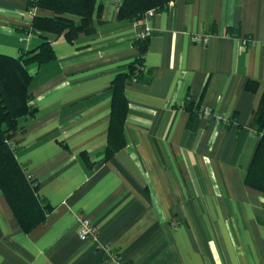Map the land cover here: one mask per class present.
<instances>
[{"label":"crops","instance_id":"0c3cea01","mask_svg":"<svg viewBox=\"0 0 264 264\" xmlns=\"http://www.w3.org/2000/svg\"><path fill=\"white\" fill-rule=\"evenodd\" d=\"M29 1L0 0V54L50 41L53 58L28 68L35 111L10 139L49 211L25 231L0 188V264H264V194L244 182L264 92V0H173L155 11L146 76L123 87L125 143L109 154L112 81L139 54L145 25L99 0L93 32L69 41L33 31ZM78 216L97 227L95 240L78 237Z\"/></svg>","mask_w":264,"mask_h":264},{"label":"trees","instance_id":"16d2710c","mask_svg":"<svg viewBox=\"0 0 264 264\" xmlns=\"http://www.w3.org/2000/svg\"><path fill=\"white\" fill-rule=\"evenodd\" d=\"M173 0H121L118 19L135 21L148 9L160 10ZM99 0H30L29 9L48 10L50 14L32 16L31 28L35 32L48 31L73 41L80 32L90 34L94 30V15L100 6ZM139 54L130 62L125 72L112 81L111 108L106 151L112 153L125 143L123 123L127 112L124 96L126 81L141 80L146 76L143 55L146 38L136 39ZM53 58L50 41L44 40L35 48L25 51L18 58L0 54V188L3 190L21 227L28 231L45 219L49 208L37 196V183L30 180L19 165L14 146L10 140L20 128V119L32 115L35 107L31 104V75L29 65L41 64ZM143 67V68H141ZM255 82L246 84L253 89ZM186 106L200 115L197 103L185 102ZM252 127L258 141L251 161L244 175L247 186L264 194V92L255 110Z\"/></svg>","mask_w":264,"mask_h":264},{"label":"built area","instance_id":"2783aa9c","mask_svg":"<svg viewBox=\"0 0 264 264\" xmlns=\"http://www.w3.org/2000/svg\"><path fill=\"white\" fill-rule=\"evenodd\" d=\"M115 3L116 7L119 8V5L121 3V0H113ZM172 3V1L169 2V4ZM168 4V5H169ZM156 10L154 9H148L147 11L144 12V14L136 19L134 23L136 25L144 24L145 28L140 31L137 35V38L139 39H145L151 32V27L148 25L150 18L153 16ZM34 9H29L28 15H33ZM193 41L194 42H206L207 36L206 35H195L193 36ZM241 43L243 45H251L253 44L252 39L249 37H244L241 40ZM143 68V67H141ZM132 81H135L133 78ZM200 114L205 116V117H212L214 119H224L223 116L220 114L216 113L213 111V109L204 107L200 109ZM78 227H77V234L78 237L81 240H85L87 238H91L93 240L96 239V233H97V227L90 222V220L84 216H78ZM106 250V248H104ZM107 251V250H106ZM112 258H115V254L112 255Z\"/></svg>","mask_w":264,"mask_h":264}]
</instances>
